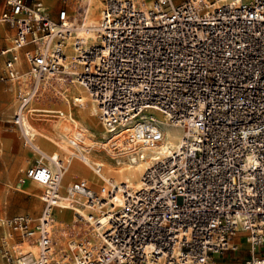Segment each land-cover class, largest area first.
I'll return each instance as SVG.
<instances>
[{"label":"built area","instance_id":"2783aa9c","mask_svg":"<svg viewBox=\"0 0 264 264\" xmlns=\"http://www.w3.org/2000/svg\"><path fill=\"white\" fill-rule=\"evenodd\" d=\"M57 1L55 18L56 4L0 0L13 31L8 46L0 39V85L19 86L10 123L34 153L20 173L44 204L36 218H0V264H215L238 250L237 233L252 246L242 264H264V0H102L92 25V0ZM70 88L120 137L115 152L147 163L139 188L95 164L99 189L77 180L63 191L70 160L86 163L93 147L78 133L69 158L47 156L24 120L43 116L35 100ZM148 111L182 132L174 147H161L165 125ZM53 210L95 230L74 258L56 257Z\"/></svg>","mask_w":264,"mask_h":264},{"label":"rangeland","instance_id":"374dc122","mask_svg":"<svg viewBox=\"0 0 264 264\" xmlns=\"http://www.w3.org/2000/svg\"><path fill=\"white\" fill-rule=\"evenodd\" d=\"M27 1L28 3L32 2V0H27ZM43 1L45 2V4L49 5L48 4L49 0H43ZM52 1L54 4H56L54 8V12H53L54 17L56 18L57 12L59 8L62 6V4L58 2L57 0H52ZM149 1L150 0H146L145 2L142 1L143 2L142 3L141 0H139V3L142 7H146L149 5V4H146ZM174 2L178 4V3L185 2V0H174ZM101 7H102V0H94L93 8L97 9V13ZM96 20H97V16L94 19L91 18L92 22H95ZM13 84L14 83H7V84H4V86H12ZM73 89L74 88H70L66 96H69L70 94L72 95ZM46 98H48L49 100V104H50L49 106L56 107V108L51 110L49 113L42 114L43 116H39V117H45V118L33 117L32 119H29L31 127L37 133L35 142L36 144L40 145L41 148L49 155L58 154L61 157V159L69 158L68 157L69 153L66 152V150L71 152L69 145L67 144V141L64 140L66 141L65 146H62L61 145L62 140L59 138L60 134L61 136H63L61 127H59V130L56 132L58 137H56L55 139H53L54 137L52 138L55 144V150H53L52 152H50L49 148L43 141V137H45L48 134V130H47L48 127H51L54 123L61 122L60 118L55 117L57 115H53V114H56L57 112H64L66 115H68V119H69V116L71 115L69 113V109L74 110V112H76L79 109L73 104L72 96L69 99V104H67L68 108L67 107L65 108V107H62L63 103L61 101L64 98L60 95H55L53 93L47 94L43 98H38L37 100H35L34 103L32 104V108H38V107L45 106L46 103L41 102V100L46 99ZM8 100L10 104L5 109L0 108V200H1L0 218H13V217H16L22 214H28L31 217L36 218L41 215L44 209V204L40 200V197L43 191L39 189L37 184L26 179L21 173H19V170L27 164L28 160L34 156V153L29 148V146L25 144L19 129L8 123V121L12 119V114L14 111V108L10 110V107H12L13 104H16L17 100H19V95L9 93L6 90V87H3L0 92V106L2 102L3 104H7ZM14 106L15 105H13V107ZM91 107L92 105L90 103L88 107L89 113H90L89 110ZM89 113L88 115H90L91 118H93V121L95 122L96 126L99 127L101 131V133L97 134V138L95 140L97 142L102 141L101 136H102L103 129L100 126L101 124L99 123L96 116L91 115V113L90 114ZM74 126L75 125H72V124L70 125L72 131L74 130L73 129ZM165 130L167 131L168 140L176 139L178 136L182 134L181 131L178 132L177 130L171 129V128H165ZM70 133H67V135L69 136ZM6 142L7 143L9 142V144H7ZM10 142L13 145L10 144ZM17 142H19L23 150H21V146H19ZM97 142H95V144L97 145L96 150L92 149L89 152L88 157H91V155H94V156L97 155L98 156L96 157L97 160L103 161L105 164H107L108 166L107 165L104 166V171H105L106 176L108 178H111V176L108 173V169L110 168L111 165L116 166L117 161L116 159H114L116 157H114V155H110L108 153V150L102 149L101 146ZM13 157L16 158L18 162L19 161L21 162L14 166ZM117 158L121 159L122 161L128 162V157L124 153H120V155ZM77 162L84 166V163L82 161L78 160ZM123 166L124 164L118 167H123ZM87 170L89 169L87 168ZM80 172L82 173V175H85V171L83 169H80ZM89 172L94 174V171L92 170L91 171L89 170ZM68 173H69V166L64 175L65 183L62 184L63 188H65L66 186H68L69 184L77 180H85L89 183V185L92 188H96V189H99L103 185V182L101 180L100 182H97L96 184H91V182L86 177L80 176V175L75 176L72 179H67L66 177ZM140 173L141 171L140 172L138 171L137 178H132V180L139 181ZM20 180H24L25 182L24 192H15L14 190L11 189V187L13 186L15 182L20 181ZM59 215L62 216L65 214H62L60 211H55L54 222H53V227H52L53 228V238L55 242L54 251H55L57 258L63 259L66 256H68V253L61 254V250H65L68 243H70L71 241H76L80 237H94L95 230H93L89 225H85V223H80V224L76 223L74 216L71 212L68 216L74 221V224H73L74 228H72L70 225L64 228H61L59 224L57 223ZM82 227L85 230H87L86 233L84 231L81 232L80 230H78ZM75 229L77 230L75 231ZM242 234L244 233H237V235L233 237V242L235 246H238V250L236 252H233V251L225 252L222 255L221 260L218 262V264H242L243 258L246 255H250V254L252 255V246L250 245V243L246 241V236H240ZM242 246H245V248H247L248 250L246 251V249H242ZM28 250H31L33 252L35 251L33 248H28ZM258 255L264 256V252H260V254H257L256 256ZM74 256H75V252L72 251L69 254V258H74Z\"/></svg>","mask_w":264,"mask_h":264},{"label":"bare ground","instance_id":"6f19581e","mask_svg":"<svg viewBox=\"0 0 264 264\" xmlns=\"http://www.w3.org/2000/svg\"><path fill=\"white\" fill-rule=\"evenodd\" d=\"M51 1L52 0L48 1V4H50L49 6H53V4H54V3H51ZM142 1L145 2L146 0H141V2ZM151 1L152 0H150L146 4H150ZM93 3H94V0H92L91 3H90V15H89V17L87 19V21H88V23L90 25H92V24L97 22V20L95 22L91 21V18L94 19L97 16V9L93 8ZM5 87H6V90L9 93L16 94V95L19 93V86H18L17 83H14L12 86H5ZM72 93H73L72 95L70 94L69 96H66L65 97L66 99L61 100L62 103H63L62 107H65V108L67 107L68 108L67 104L69 103V99L72 96L73 104L79 110L76 109L77 111L74 112V110L69 109V113L71 114L70 115L71 117L69 116V119H68V115H66L64 112H57L56 113V114H59V113L63 114V117H58V118H60L61 122L60 123H54L51 127H48V129H47L48 130V134L45 137H43V141L45 142V144L49 148L50 152L55 150V144H54L52 138L54 137L53 139H55L56 137H58L56 132L59 130V127L62 128V134L64 136V137L61 136V134L59 135V138L62 140V142H61L62 146H65V142L66 141H67V144L69 145V139L72 136L78 137V133H81L82 139L85 142V144L89 145V146H92L93 149L96 150L97 145L95 144V142H97V141L95 139L97 138V134L101 133V131H100L99 127L96 126L95 122L93 121V118H91V116L88 115V113H89L88 112V107H89V104H90V100H89L87 94L84 91H82V90L73 89ZM66 100H68V103H67ZM41 102L46 103V105L43 106V107L34 108L39 113L46 114V113H49L51 110L56 108V107L49 106L50 104H49L48 98L41 100ZM13 105H15V106H14V111H13L12 116L14 115V113L17 110L18 100H17L16 104H13ZM13 105H12V107H10V110L13 108ZM89 111H90L91 115L96 116L95 115L94 106H92ZM56 114H53V115H56ZM147 114H152L154 118H156L158 121H160L161 123H163L165 125V128H171L168 125H166V120H165L164 116L161 113L156 112V111H148ZM98 121H99V119H98ZM99 123H100V121H99ZM24 124H25V128L27 129L29 134L30 135L33 134V135H35L37 137V133L31 127L29 119L25 118ZM60 124H61V126H60ZM71 124L75 125L74 128H73L74 129L73 131H72L71 127H70ZM100 126L103 129L102 125H100ZM171 129H173V128H171ZM175 130H177V129H175ZM177 131L179 132L180 130H177ZM67 133H70V135L68 136ZM165 134L167 136V131L166 130H165ZM101 137H102V139H101L102 141H98L97 143L101 146L102 149L108 150V153L110 155H114V157H116L114 159H116L117 164H118V165L116 164V166H112L111 165L110 168L108 169V173L111 176V179H113L115 182H118V183H119V181L120 182H129V183L132 184L133 187L139 188L140 177H139V181H133L132 178H137V175H138L137 172L141 171V173H142L143 169L147 166V163H141L140 162V163H138L136 165H133L130 162L122 161L121 159L117 158L120 155V153L115 152L113 150V148H112V146L114 145V142L116 140H119L120 137L117 136V135H112L111 136L104 129H103ZM180 138H181V135L178 136L176 139H173V140H168V137H167L165 142L162 143L161 147L163 149L172 148V147H174L176 145L177 141L180 140ZM64 140H66V141H64ZM120 141L121 140H119L118 142H120ZM38 146L40 147V149L47 156H57L59 159H61V157L58 154L49 155L48 153H46L41 148L40 145H38ZM66 152L67 153H71V152H69L67 150H66ZM96 157H98V156L97 155L96 156L91 155V157H87V160H86V163H84V166L79 164L77 162L78 160L71 159L70 163L68 165L69 166V173H68L66 178L67 179H72L75 176L80 175V176L86 177L91 182V184H96L97 182H100V179L95 175V173L93 174V173L89 172V170L93 171V167H94L95 164H101L103 166H106L107 164H105L103 161L97 160ZM122 164H124L123 167H118V166H121ZM68 166H67V169H68ZM85 167H87L89 170H87V168H85ZM67 169H66V171H67ZM80 169H83L85 171V175H82V173L80 172ZM65 173H64V175H65ZM141 173H140V175H141ZM63 183H65L64 182V176H63V179H62V184ZM66 188H67V186L65 188H63V186H62L63 191ZM55 211H60V210H53V222H54ZM60 212L62 214H65V215H62V216L59 215L58 216L57 223L59 224V226L61 228H64V227L70 225L72 228H74V226H73L74 221L71 218H69V216H68L70 214V212L69 211H64V210L60 211ZM76 230L77 229H75V231ZM78 230H80L81 232L84 231L85 233L87 231L83 227L78 229ZM78 233H79V231H78ZM240 236H245V234H242ZM74 249H75V241H71L70 243H68V245L65 248V250H61V254L68 253V256H69V254Z\"/></svg>","mask_w":264,"mask_h":264},{"label":"crops","instance_id":"0c3cea01","mask_svg":"<svg viewBox=\"0 0 264 264\" xmlns=\"http://www.w3.org/2000/svg\"><path fill=\"white\" fill-rule=\"evenodd\" d=\"M52 2V1H51ZM53 3V2H52ZM47 5V4H46ZM50 5V4H49ZM49 5H47V6H49ZM55 5V4H54ZM53 5V6H54ZM53 6H49V7H53ZM8 32V33H13V31L12 30H10L8 27H6V26H0V39H1V44L3 45V46H8L9 44H10V41H9V39H7V38H5V35H4V32ZM3 87H5L4 85H0V92H1V89L3 88ZM10 104V102H9V100H8V103L7 104H3V102H2V104H1V106H0V108H3V109H5L8 105ZM14 108V107H13ZM12 108V109H13ZM2 110V109H1ZM9 124H11L10 123V121L8 122ZM12 125V124H11ZM13 133H15V132H13ZM7 143V142H6ZM7 144H9V142L7 143ZM10 144H12L11 142H10ZM17 144H19V142H17ZM13 145V144H12ZM19 146H21L20 144H19ZM21 150H23V148H22V146H21ZM27 155V154H26ZM33 158H34V156L33 157H31L29 160H28V162H27V164L23 167V168H21L20 170H19V173L21 172V170H23V169H26L31 163H32V161H33ZM13 159H14V166L16 165V164H18V163H20L21 161H17L16 160V158H14L13 157ZM19 181H17V182H15L14 184H13V186L11 187V189L12 190H14L15 192H24V188H25V184L23 185V188L21 189V190H15V188H14V186L18 183ZM34 183V182H33ZM39 187V186H38ZM39 189H41L40 187H39ZM42 190V189H41ZM43 191V190H42ZM43 193V192H42ZM41 200V199H40ZM0 204H1V200H0ZM242 249H246V251L248 250L247 248H245V246H242ZM222 255L223 254H221V255H217V256H215V264H218V262L221 260V257H222ZM251 257V254L250 255H246L244 258H243V262L246 260V259H248V258H250ZM264 257V256H263ZM242 262V263H243Z\"/></svg>","mask_w":264,"mask_h":264}]
</instances>
